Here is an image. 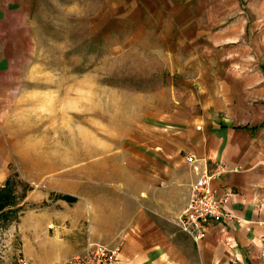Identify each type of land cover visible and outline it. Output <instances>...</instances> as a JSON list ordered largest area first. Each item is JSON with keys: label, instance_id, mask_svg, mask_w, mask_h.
<instances>
[{"label": "crops", "instance_id": "0c3cea01", "mask_svg": "<svg viewBox=\"0 0 264 264\" xmlns=\"http://www.w3.org/2000/svg\"><path fill=\"white\" fill-rule=\"evenodd\" d=\"M36 10L35 0H0L5 163L11 138L22 130L25 86L39 57ZM249 26L246 20L236 30H205L199 40L191 38V50L169 63L168 86L134 98L133 136L117 152L123 158L108 166L116 188L81 209L74 227L86 222V240H72L64 228L66 239L49 257L55 258L51 264L82 252L87 242L120 244L119 264H264V59L233 46ZM174 73L179 83L173 84ZM191 153L210 165L239 167L213 181L219 194L231 192L227 209L237 222H211L197 242L176 226L195 179L185 162Z\"/></svg>", "mask_w": 264, "mask_h": 264}, {"label": "rangeland", "instance_id": "374dc122", "mask_svg": "<svg viewBox=\"0 0 264 264\" xmlns=\"http://www.w3.org/2000/svg\"><path fill=\"white\" fill-rule=\"evenodd\" d=\"M35 5L39 57L25 86L22 130L11 138L18 145L11 144L7 163L0 160V189L11 178L16 195L25 198L14 205L10 221H0V264H51L55 258L49 257L66 239L64 228L72 240H86V222L77 228L74 223L90 201L116 188L108 166L123 158L117 152L133 136L134 98L168 86L169 63L191 50V38L199 40L205 30H236L247 20L248 31L233 46L264 59V0H35ZM172 78L179 83L176 73ZM58 195L77 201L68 204L55 199Z\"/></svg>", "mask_w": 264, "mask_h": 264}, {"label": "built area", "instance_id": "2783aa9c", "mask_svg": "<svg viewBox=\"0 0 264 264\" xmlns=\"http://www.w3.org/2000/svg\"><path fill=\"white\" fill-rule=\"evenodd\" d=\"M185 162L191 167L195 179L176 226L189 235L193 242H197L205 237L209 223L237 222L227 209L232 197L231 192L223 189L222 194H219L213 187V181L221 179L224 175L237 173L239 167H230L224 162L210 165L193 153L185 155ZM86 245L82 252L57 264H119L120 244L116 247L96 243Z\"/></svg>", "mask_w": 264, "mask_h": 264}, {"label": "trees", "instance_id": "16d2710c", "mask_svg": "<svg viewBox=\"0 0 264 264\" xmlns=\"http://www.w3.org/2000/svg\"><path fill=\"white\" fill-rule=\"evenodd\" d=\"M2 187L0 189V221L6 223L10 221L11 215L14 212L12 210L14 205L19 206L21 204L19 201L25 198V194L16 195V183L11 178H8ZM55 199L66 201L68 204H73L77 201L74 196L68 195H58Z\"/></svg>", "mask_w": 264, "mask_h": 264}]
</instances>
